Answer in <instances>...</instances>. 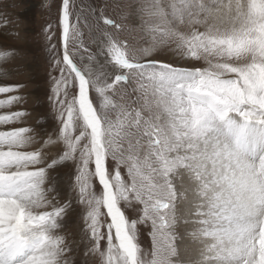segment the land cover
Here are the masks:
<instances>
[{
  "label": "snow or ice",
  "instance_id": "snow-or-ice-1",
  "mask_svg": "<svg viewBox=\"0 0 264 264\" xmlns=\"http://www.w3.org/2000/svg\"><path fill=\"white\" fill-rule=\"evenodd\" d=\"M106 6H90L105 28L83 69L71 46L93 26L73 19L70 0L62 58L46 33L54 135L16 126L28 115L9 110L22 86L0 71V264H75L62 234L74 203L102 264H264V0H139L140 47ZM169 47L192 66L152 58ZM60 168L67 191L51 175Z\"/></svg>",
  "mask_w": 264,
  "mask_h": 264
},
{
  "label": "rangeland",
  "instance_id": "rangeland-1",
  "mask_svg": "<svg viewBox=\"0 0 264 264\" xmlns=\"http://www.w3.org/2000/svg\"><path fill=\"white\" fill-rule=\"evenodd\" d=\"M70 3L73 7V19L79 13L82 20H86L88 25L93 26L91 35H89L88 28L82 24L83 45L74 44L71 46L74 49L72 53L74 62L82 69L89 63L87 57L98 52L103 39L101 32L105 28L102 22L99 28L95 27L96 20L91 8L106 3L105 16L123 26V31L119 32L120 38L127 39L134 47L144 45V36L139 29L140 20L137 11L139 0H71ZM61 7L62 0H0V50H16L13 58L7 62H0V71L9 73L3 82L22 86L19 95L24 98L21 103L14 105L9 110H23L28 114L25 120L16 126L30 127L34 130L37 140L45 139L47 131L54 135L59 127L49 99L52 87L51 76L59 75V72L53 71V53L49 51L50 44L46 33L49 31L54 33L51 43L56 45L57 58H62L61 29L58 25ZM82 9L84 11H81ZM49 26H51L50 29ZM108 30L115 32L114 29ZM93 39H95V43L92 42ZM81 57L84 59L81 60ZM152 58L178 66H192L171 47L159 50ZM101 63H103L102 59ZM196 66H203V64ZM45 113L49 117V122L44 121L45 123H43L42 117ZM53 152L59 155L60 149L56 148ZM70 171L69 168H60L51 173L58 180L65 181L66 191L70 183ZM72 195L75 196L74 193ZM70 213V220L62 229V234L67 237L73 249L69 255L75 260L77 259L75 264H102L97 254L88 252L92 244L88 235L83 231L82 206L74 203ZM126 215L130 219H134L138 212L127 209ZM150 231L148 226L139 227V243L145 252H150L152 248ZM177 233L181 236V239L177 240V245L183 256L185 247L183 226L177 228ZM102 247H106V245L102 244ZM86 253L88 254L86 255Z\"/></svg>",
  "mask_w": 264,
  "mask_h": 264
},
{
  "label": "bare ground",
  "instance_id": "bare-ground-1",
  "mask_svg": "<svg viewBox=\"0 0 264 264\" xmlns=\"http://www.w3.org/2000/svg\"><path fill=\"white\" fill-rule=\"evenodd\" d=\"M41 89V88H40ZM43 112V111H42ZM45 112V111H44ZM42 119H43V123H45V122H49V117H48V115H46V113H45V115L42 117ZM45 121V122H44ZM47 124V123H46ZM48 133H51V132H49V131H47ZM52 134V133H51ZM45 138H46V136H45ZM54 150V149H53ZM54 153V152H53ZM60 181V184H61V187H62V190L63 191H66V183H65V181H62V180H59ZM70 215H71V213H69V215L65 218V220H64V225L65 224H67V221H69L70 220ZM78 234V233H77ZM73 241H74V239H72ZM187 243V241L185 240V244ZM184 247V246H183ZM81 248V247H80ZM76 254V253H75ZM77 255V254H76ZM183 255H184V248H183ZM81 256V255H80ZM76 261H77V259L75 260V263H76ZM83 262V261H82ZM78 263V262H77ZM80 264V263H79Z\"/></svg>",
  "mask_w": 264,
  "mask_h": 264
},
{
  "label": "water",
  "instance_id": "water-1",
  "mask_svg": "<svg viewBox=\"0 0 264 264\" xmlns=\"http://www.w3.org/2000/svg\"><path fill=\"white\" fill-rule=\"evenodd\" d=\"M71 1V0H70ZM61 10H62V7H61ZM61 50L63 52V46H62V36H61Z\"/></svg>",
  "mask_w": 264,
  "mask_h": 264
}]
</instances>
